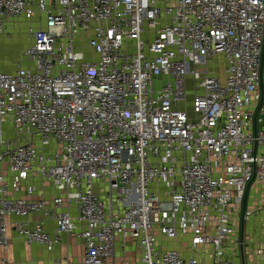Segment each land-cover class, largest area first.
I'll return each instance as SVG.
<instances>
[{
  "label": "built area",
  "instance_id": "1",
  "mask_svg": "<svg viewBox=\"0 0 264 264\" xmlns=\"http://www.w3.org/2000/svg\"><path fill=\"white\" fill-rule=\"evenodd\" d=\"M23 21L30 45L0 69V264L10 233L48 252L75 237L76 264H237L239 247L246 264L264 0H0V38Z\"/></svg>",
  "mask_w": 264,
  "mask_h": 264
},
{
  "label": "rangeland",
  "instance_id": "2",
  "mask_svg": "<svg viewBox=\"0 0 264 264\" xmlns=\"http://www.w3.org/2000/svg\"><path fill=\"white\" fill-rule=\"evenodd\" d=\"M34 27V23H27V22H19L15 28L17 30L16 35L17 38H13L12 36L8 38V36L3 37L5 40L4 51L0 52V64L3 66L5 70H9L12 67L15 66L17 61L19 60L21 54L23 53V49H25V45L29 42L28 40V29L30 27ZM78 48L83 51L87 57L92 56L91 51L87 49L85 44H79ZM96 58V56H93ZM221 67L217 68V71H220ZM3 137L6 142H16L17 138L15 135V129L12 124L6 123L3 126ZM18 143H23L21 140H18ZM264 201V187L259 186H251L250 192H249V200L248 205L250 204L254 206V204L257 201ZM236 223H237V233L238 237L241 232L242 228V220H241V214H237L236 216ZM245 226V239H244V246H243V252H244V259L246 264H264V257L258 256V250L264 249V207L256 213L255 217L244 224ZM170 247V246H169ZM135 250V248L133 249ZM24 248L17 245L12 248L11 252L20 253L19 256L16 259H12V264H32V255H27L21 253ZM233 248H229L227 254L229 253L230 256H232ZM237 256L236 263L237 264H243L242 261V252L241 248L235 249ZM241 253V254H240ZM75 254V252L73 253ZM120 255V253H118ZM51 258V257H50ZM44 259H47V256L45 255ZM119 260V258H117ZM11 260V259H10ZM117 260V262H118Z\"/></svg>",
  "mask_w": 264,
  "mask_h": 264
},
{
  "label": "crops",
  "instance_id": "3",
  "mask_svg": "<svg viewBox=\"0 0 264 264\" xmlns=\"http://www.w3.org/2000/svg\"><path fill=\"white\" fill-rule=\"evenodd\" d=\"M16 26L17 24L15 22H10L9 25L7 26V34L10 37L12 36L13 38H17V35H16L17 30H15ZM3 40L5 39L0 38V52L1 53L4 51L5 45L6 46L8 45V44H5ZM29 45H30V40L27 43V45H25V49L28 48ZM1 64H0V69L4 71H13L16 69V66H17L16 65L17 63H16L15 66L12 67L11 69L5 70ZM23 65H27V63L24 62ZM34 219L46 221L45 224H46L47 229L50 231L53 230L54 224L48 221L44 216L39 215L35 217ZM10 238H11L10 247L8 249V252L4 254L5 256L9 258V260L11 259L10 264H12L11 263L12 259H16L20 254L16 252H13L12 254L11 252L12 248L17 245L24 248V253L23 251H21V253L33 256L32 264H57L58 260H64L67 257L71 258V260L73 261L72 264H76L75 262L80 261L82 257V249H81L82 242L77 240L75 237H64L62 244L56 247L55 250L52 252H48L45 248H41L39 246H27L22 241L17 240L14 233H10ZM74 252L75 254H73ZM45 255L47 256L46 260L44 259Z\"/></svg>",
  "mask_w": 264,
  "mask_h": 264
},
{
  "label": "water",
  "instance_id": "4",
  "mask_svg": "<svg viewBox=\"0 0 264 264\" xmlns=\"http://www.w3.org/2000/svg\"><path fill=\"white\" fill-rule=\"evenodd\" d=\"M245 203H246V200H245V202H244V205H245ZM241 231H242V234L244 233V226L242 225V229H241Z\"/></svg>",
  "mask_w": 264,
  "mask_h": 264
}]
</instances>
